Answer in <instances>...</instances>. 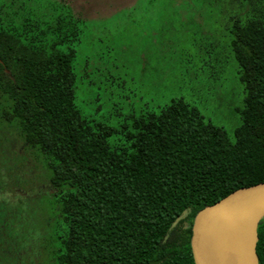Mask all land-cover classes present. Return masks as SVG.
Listing matches in <instances>:
<instances>
[{
	"label": "trees",
	"instance_id": "obj_1",
	"mask_svg": "<svg viewBox=\"0 0 264 264\" xmlns=\"http://www.w3.org/2000/svg\"><path fill=\"white\" fill-rule=\"evenodd\" d=\"M73 25L61 14L40 39L31 22L19 28L0 18V125L43 158L60 206L59 264H195L196 215L264 183L263 20L232 24L246 95L234 141L178 99L134 117L126 143L114 147L111 131L91 125L75 105L76 52L61 48ZM258 237L264 264V219Z\"/></svg>",
	"mask_w": 264,
	"mask_h": 264
},
{
	"label": "rangeland",
	"instance_id": "obj_2",
	"mask_svg": "<svg viewBox=\"0 0 264 264\" xmlns=\"http://www.w3.org/2000/svg\"><path fill=\"white\" fill-rule=\"evenodd\" d=\"M66 13L74 25L61 48L76 52L75 105L111 131V146L126 143L134 117L178 99L235 140L246 95L232 24L264 22V0H0L5 26L31 22L40 39ZM48 174L38 150L0 125V264H59L62 222Z\"/></svg>",
	"mask_w": 264,
	"mask_h": 264
},
{
	"label": "water",
	"instance_id": "obj_3",
	"mask_svg": "<svg viewBox=\"0 0 264 264\" xmlns=\"http://www.w3.org/2000/svg\"><path fill=\"white\" fill-rule=\"evenodd\" d=\"M264 183L240 188L202 209L192 226L195 264H259Z\"/></svg>",
	"mask_w": 264,
	"mask_h": 264
},
{
	"label": "flooded vegetation",
	"instance_id": "obj_4",
	"mask_svg": "<svg viewBox=\"0 0 264 264\" xmlns=\"http://www.w3.org/2000/svg\"><path fill=\"white\" fill-rule=\"evenodd\" d=\"M259 264H260V262H259Z\"/></svg>",
	"mask_w": 264,
	"mask_h": 264
}]
</instances>
